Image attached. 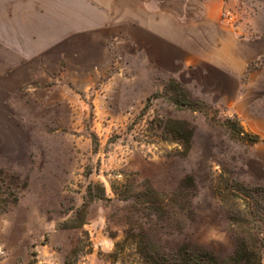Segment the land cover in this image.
<instances>
[{
	"label": "rangeland",
	"instance_id": "rangeland-1",
	"mask_svg": "<svg viewBox=\"0 0 264 264\" xmlns=\"http://www.w3.org/2000/svg\"><path fill=\"white\" fill-rule=\"evenodd\" d=\"M107 1H126L132 17L176 11L185 23L186 10L205 0H101V9ZM220 11L241 41L251 40L253 18L264 24V0H224ZM16 56L0 46V175L19 196L0 214L9 255L29 254L30 264H133L131 249L116 260L115 244L149 218L132 215L133 191L124 201L112 185L196 197V239L233 250L217 188L227 178L264 187V98L255 100L264 93H251V69L264 67V57L242 78L225 79L214 68L152 62L124 35L91 34L38 59ZM90 185L103 186L110 201L87 206L83 219L76 211Z\"/></svg>",
	"mask_w": 264,
	"mask_h": 264
},
{
	"label": "crops",
	"instance_id": "crops-1",
	"mask_svg": "<svg viewBox=\"0 0 264 264\" xmlns=\"http://www.w3.org/2000/svg\"><path fill=\"white\" fill-rule=\"evenodd\" d=\"M100 1L0 0V46H7L9 54H16L15 60L31 61L65 40L85 34L100 38L124 35L134 40L152 62L164 60L174 65L180 61L186 67L214 68L225 79L242 78L250 64L264 57V36L254 35L264 30V24L253 18L251 40L241 41L221 21L224 0H205L189 7L186 24L176 11L161 16L154 10L148 13L138 9L132 17L126 1H111V5L104 2V10ZM107 13L114 15L108 17ZM261 78L264 83V67L251 69V93H264ZM262 98L257 96L255 100ZM251 116L261 117L256 112ZM6 230L7 224L0 223V244L4 243L1 236ZM10 252L0 264H30L29 254H18L12 249Z\"/></svg>",
	"mask_w": 264,
	"mask_h": 264
},
{
	"label": "trees",
	"instance_id": "trees-1",
	"mask_svg": "<svg viewBox=\"0 0 264 264\" xmlns=\"http://www.w3.org/2000/svg\"><path fill=\"white\" fill-rule=\"evenodd\" d=\"M190 134L193 131H189ZM240 134H244L240 132ZM250 142L259 138L244 134ZM189 143V141H188ZM0 175V214L8 213L18 205L19 196ZM96 186V185H95ZM99 186V185H98ZM94 191L89 186L85 204L76 211L85 219V208L97 201H110L102 187ZM117 198L128 201L129 191L132 215L147 213L148 223L135 220L131 229L124 233L122 242L115 244L116 260L126 250L133 251V264H263L264 261V187L243 186L235 179L227 178L217 188L220 209L233 229V250L218 253L196 239L200 229L199 214L193 197L177 190L164 195L153 187L144 190L126 187L119 190L112 185ZM128 195V196H127ZM84 213V215H83ZM86 222H82L84 226ZM119 258V259H118Z\"/></svg>",
	"mask_w": 264,
	"mask_h": 264
},
{
	"label": "built area",
	"instance_id": "built-area-1",
	"mask_svg": "<svg viewBox=\"0 0 264 264\" xmlns=\"http://www.w3.org/2000/svg\"><path fill=\"white\" fill-rule=\"evenodd\" d=\"M229 16V17H228ZM226 18V22L228 23V24H231L232 23V21L234 20V18H233V16H231V15H228ZM8 255H9V252H8V250H7V248L3 245V244H0V258L1 259H5V258H7L8 257Z\"/></svg>",
	"mask_w": 264,
	"mask_h": 264
}]
</instances>
